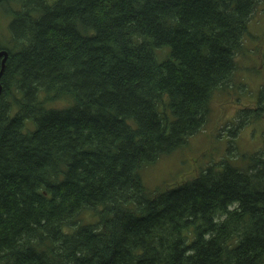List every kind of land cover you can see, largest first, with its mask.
<instances>
[{
  "label": "trees",
  "instance_id": "obj_1",
  "mask_svg": "<svg viewBox=\"0 0 264 264\" xmlns=\"http://www.w3.org/2000/svg\"><path fill=\"white\" fill-rule=\"evenodd\" d=\"M259 2L0 0V264H264V142L140 177L205 126Z\"/></svg>",
  "mask_w": 264,
  "mask_h": 264
},
{
  "label": "rangeland",
  "instance_id": "obj_2",
  "mask_svg": "<svg viewBox=\"0 0 264 264\" xmlns=\"http://www.w3.org/2000/svg\"><path fill=\"white\" fill-rule=\"evenodd\" d=\"M2 20L0 12V21ZM0 29L8 34L2 22ZM243 46L244 51L235 58L236 73L223 87L224 92L214 93L212 96L210 115L205 126L190 137L184 147L159 158L155 165L149 164L140 170L142 183L147 190H157L162 185L166 187L181 179H193L200 174L202 168L226 158L246 169L248 159L261 150L264 142V118L241 126L238 116L246 108L264 104V0H260L248 24ZM229 128L233 129L232 134L226 136L225 129ZM218 137H223L224 143L218 142Z\"/></svg>",
  "mask_w": 264,
  "mask_h": 264
},
{
  "label": "water",
  "instance_id": "obj_3",
  "mask_svg": "<svg viewBox=\"0 0 264 264\" xmlns=\"http://www.w3.org/2000/svg\"><path fill=\"white\" fill-rule=\"evenodd\" d=\"M7 57H8V54L6 51H0V78L2 76V72H3V69H4V64L7 60ZM1 90V88H0Z\"/></svg>",
  "mask_w": 264,
  "mask_h": 264
}]
</instances>
